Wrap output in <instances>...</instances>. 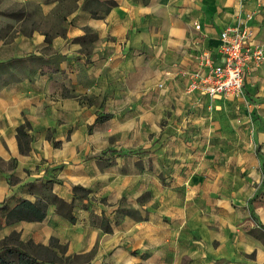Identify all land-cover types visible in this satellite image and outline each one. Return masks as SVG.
<instances>
[{
	"label": "crops",
	"instance_id": "0c3cea01",
	"mask_svg": "<svg viewBox=\"0 0 264 264\" xmlns=\"http://www.w3.org/2000/svg\"><path fill=\"white\" fill-rule=\"evenodd\" d=\"M16 4L35 6L51 27L0 33V243L42 264H264V0H8L7 8ZM246 16L262 59L242 95H187L199 56L219 63L220 32ZM131 116H163L162 133L185 118V133L205 134L202 156L185 146L176 185H159V144L135 160L150 159L153 171L134 193L151 198L139 220L116 219L117 207L99 200L117 199L109 186L94 187L111 171L128 175L101 170L95 142L125 133ZM26 203L42 219L9 217Z\"/></svg>",
	"mask_w": 264,
	"mask_h": 264
},
{
	"label": "rangeland",
	"instance_id": "374dc122",
	"mask_svg": "<svg viewBox=\"0 0 264 264\" xmlns=\"http://www.w3.org/2000/svg\"><path fill=\"white\" fill-rule=\"evenodd\" d=\"M7 5L8 0H0V33L11 29L19 32L30 33L35 28L51 27V23L47 20H39L38 11L35 6H30L29 12L27 13V11L25 12L24 7L19 4L9 5V8H7ZM140 103L144 109L151 111L152 114L154 113L153 110H149L151 108L149 101L141 100ZM162 104L164 105V103ZM130 110L132 111L133 109L128 107L121 111L128 114ZM156 113L164 116V112L162 113L161 110L157 111L156 109ZM163 116H158L159 118L155 122L153 119H149L148 116H143L140 120L137 117L134 119L133 116H131L127 118L128 122L126 121L127 124L125 125V133L121 132L116 135L109 136L107 140L95 142V146H101L98 150L99 152L95 154L100 160H102V163L100 164L101 170L103 168L102 166H104V168L116 166L120 172L124 171L128 174L125 177H121L114 175L113 171H111L110 175L106 174L100 177L97 176L98 179L95 180V189H101L107 184L112 192L111 194L117 198L114 202H107L105 199H99L102 205L112 209L113 211L115 210L113 208L117 207L115 210L116 219L123 215H127L128 217L136 220L141 219V211H144L143 206L147 205L151 200L150 194L142 192L139 195H134V193L138 192L144 185L149 183V173L153 171L150 166V159L146 161L135 160L141 158H151L150 155L154 154L155 150H157L155 149L156 144L162 146L159 148H163L159 151L162 155L158 156L156 169L159 178V185L160 183L164 185L167 181H170L171 183L175 175L185 174V146L192 149L188 150V152L195 154L196 151H199L201 154L198 156H202L203 150L198 148L196 143L198 135L202 134L201 137H203L205 134L199 133L200 131L192 132L191 129L189 133H185V118L181 119L179 117H174L169 119V121L176 123L180 129H175L173 133H162L163 130L160 131L158 129L167 123ZM140 121L141 124H138ZM211 133L213 139H215V133ZM207 137L209 136L207 135ZM170 139L173 143L170 146L173 145L174 148H164L166 146V142H169ZM203 141L204 143H207V139L200 138V144L203 143ZM210 144H212V141ZM55 145L57 144L55 143ZM202 148H204V146H202ZM138 174L140 177H138ZM173 180L174 185L179 183L175 181L176 179ZM0 246H2L1 243ZM72 262L76 261L74 260Z\"/></svg>",
	"mask_w": 264,
	"mask_h": 264
},
{
	"label": "built area",
	"instance_id": "2783aa9c",
	"mask_svg": "<svg viewBox=\"0 0 264 264\" xmlns=\"http://www.w3.org/2000/svg\"><path fill=\"white\" fill-rule=\"evenodd\" d=\"M250 16L224 28L219 34L216 51L220 62L216 63L207 52L197 62L198 69L189 74L185 88L187 95L198 94L208 98L242 95L245 75L253 62L262 59V50L255 46L249 28ZM199 29L198 25H195Z\"/></svg>",
	"mask_w": 264,
	"mask_h": 264
},
{
	"label": "trees",
	"instance_id": "16d2710c",
	"mask_svg": "<svg viewBox=\"0 0 264 264\" xmlns=\"http://www.w3.org/2000/svg\"><path fill=\"white\" fill-rule=\"evenodd\" d=\"M115 5L116 3L113 1L105 2L106 11L110 10ZM103 118L106 119L108 118V116H104ZM27 128L28 125H23L17 129V140L21 152H25L28 149L27 140H26L27 136L25 134V130ZM263 186H264V181H263ZM23 206L24 207L28 206V209L25 213L20 212V207H19L18 209L14 210L11 214H9V217L23 218L27 220L42 219L43 215L41 213L35 212L28 203L23 204ZM261 228L264 230L263 227ZM105 231L108 232V230L106 229ZM1 245L2 248L0 251V264H42L37 262L34 258H32L26 253L6 247V241H3Z\"/></svg>",
	"mask_w": 264,
	"mask_h": 264
}]
</instances>
